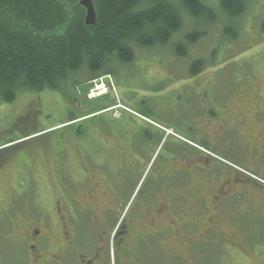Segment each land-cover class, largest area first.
I'll return each instance as SVG.
<instances>
[{
  "label": "flooded vegetation",
  "instance_id": "af4514ba",
  "mask_svg": "<svg viewBox=\"0 0 264 264\" xmlns=\"http://www.w3.org/2000/svg\"><path fill=\"white\" fill-rule=\"evenodd\" d=\"M210 85L181 84L177 89L187 96L195 93L188 118L194 115L204 122L200 132L205 138L217 125L218 141L228 137L242 144L264 170V86L232 85L211 99ZM117 109V121L130 113L163 132L160 144L141 148L128 132H103L111 136L104 157L117 170L109 172V163L91 162L82 152L76 156L82 164L79 176L73 178L71 165L58 162L51 211L32 212L22 201L31 186L13 185L21 159L31 167L51 166V147L49 153L37 147L21 156L0 151V264H200L206 250L264 245L259 237L264 230V185L244 178L236 166L178 132L120 104ZM34 152L41 158L38 163ZM121 177L133 181L122 200ZM103 188L108 190L101 202Z\"/></svg>",
  "mask_w": 264,
  "mask_h": 264
},
{
  "label": "rangeland",
  "instance_id": "374dc122",
  "mask_svg": "<svg viewBox=\"0 0 264 264\" xmlns=\"http://www.w3.org/2000/svg\"><path fill=\"white\" fill-rule=\"evenodd\" d=\"M169 1L177 5L180 3V0ZM203 1L218 15L216 22L195 21L183 9L182 28L168 43L135 48L134 61L114 63L108 68L111 72L109 77L89 82L90 74L84 70L72 75L60 91L21 93L12 103H0V151L6 155L21 156L32 149L37 150V147H42L47 153L50 147L52 149L51 166L39 164L41 158L36 156L39 153L34 152L36 161L39 159L36 167L29 166L21 159L14 170L13 185L23 182L31 186V193L22 200L28 209L36 214L52 210L58 162L60 166L71 165L68 169L73 170V178L79 176L78 170L82 164L76 156L82 152L91 156V162L94 159L102 166L108 165L110 158L104 157V154L110 151L111 136L108 139V135L105 136L98 127L102 115L113 119L120 116L116 107L119 104L137 116H144L206 147L236 166L244 178L264 185V170L256 165L259 160L246 155L244 146L237 141L228 137L218 141L217 125L211 127L210 136H207L209 141L206 140L200 132L205 126L204 122L197 121L194 115L193 120L188 118V114L193 113L190 100L195 93L187 96L186 91L177 90L181 84L207 82L211 84L209 98L214 99L218 98L217 90L232 85L254 84L258 89L264 86V0H247L246 13L238 21L226 18L221 0ZM192 33H199L200 37L196 45L189 47L187 36ZM178 44H184V53H179ZM196 61L202 62L200 67L203 66L204 70L192 76L191 67ZM101 86L104 88L100 89ZM111 107L114 108L106 111L109 113H95ZM92 113L95 114L63 125L71 117L80 118ZM85 120L90 130L85 129ZM90 120H94V124ZM216 154L214 156L219 157ZM112 164L109 163V172L110 169L117 170L115 163ZM117 179L122 180L118 192L122 200L133 181L123 177ZM105 190L108 188L100 191L101 202L107 196ZM259 237L264 242V230ZM252 242L256 240L253 238ZM10 258L15 259L14 256ZM200 263L264 264V245L252 250L234 247L206 250ZM173 264L177 263L174 261ZM183 264H192V261Z\"/></svg>",
  "mask_w": 264,
  "mask_h": 264
},
{
  "label": "trees",
  "instance_id": "16d2710c",
  "mask_svg": "<svg viewBox=\"0 0 264 264\" xmlns=\"http://www.w3.org/2000/svg\"><path fill=\"white\" fill-rule=\"evenodd\" d=\"M93 3L97 19L89 27L80 0H0V103H12L21 93L60 91L72 75L84 70L90 74L89 82L109 77L108 68L114 63L134 61L135 48L168 43L182 28L183 9L198 22L212 23L218 18L203 0H180L178 5L169 0H93ZM221 8L226 18L238 21L246 13L247 0H221ZM199 37V33L188 35L187 45H196ZM183 46L178 44L179 53H184ZM201 63L194 62L192 76L203 72ZM95 113L71 117L63 125ZM122 116V121H117L102 115L98 129L105 134L128 132L134 135L137 147L149 144L158 147L163 132L133 114ZM93 121L89 122L94 124ZM85 126L90 130L86 123ZM188 148L193 150L191 146ZM140 154L144 155L142 151Z\"/></svg>",
  "mask_w": 264,
  "mask_h": 264
},
{
  "label": "water",
  "instance_id": "95a60500",
  "mask_svg": "<svg viewBox=\"0 0 264 264\" xmlns=\"http://www.w3.org/2000/svg\"><path fill=\"white\" fill-rule=\"evenodd\" d=\"M80 5L86 10V25L89 27L94 26L97 15L93 0H80Z\"/></svg>",
  "mask_w": 264,
  "mask_h": 264
},
{
  "label": "bare ground",
  "instance_id": "6f19581e",
  "mask_svg": "<svg viewBox=\"0 0 264 264\" xmlns=\"http://www.w3.org/2000/svg\"><path fill=\"white\" fill-rule=\"evenodd\" d=\"M103 88H104V86H101V87H100V89H103Z\"/></svg>",
  "mask_w": 264,
  "mask_h": 264
}]
</instances>
